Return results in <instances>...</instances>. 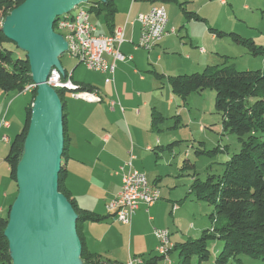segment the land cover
Segmentation results:
<instances>
[{"label":"crops","instance_id":"crops-1","mask_svg":"<svg viewBox=\"0 0 264 264\" xmlns=\"http://www.w3.org/2000/svg\"><path fill=\"white\" fill-rule=\"evenodd\" d=\"M219 1L221 5L227 4L226 0ZM212 3L211 0H114L117 13L111 23L107 22L105 14L90 13L91 22L99 35L109 36L116 29L125 28L126 42L121 46V51L132 57V60L117 63L110 84H106L107 74L88 69L91 75L82 74L75 80L80 61L71 70L75 84L95 88L103 99L101 103H91L96 104L94 106L76 99L71 106L66 105L70 142L62 164L66 169L65 185L78 206L105 217L100 222L85 223L82 227L86 248L93 254L120 264H128L133 258H142L146 264H157L160 260L150 263L152 257L158 254L159 242L154 235L156 229H168L173 246L193 240V234L200 232L194 231L193 224L191 230L183 229L184 222L191 220L190 206L184 199L192 198V182L184 184L180 179L184 177L181 163H173L172 157L166 158L163 144L157 139L159 135L156 132L160 129L158 125L156 129L153 127V113L160 114L163 117L160 124L164 123V107L159 104L162 96L155 92L160 80L156 74L168 78L169 83L170 77L199 73L208 66L218 64V50L209 49V54L208 47L219 42V37L216 31H211L216 29L205 22L206 15H202L203 10ZM159 5H163L167 11L168 34L152 53L163 46L165 51L180 52V57L166 52V58H171L173 62H169L170 67L165 69L167 71H153L156 82L150 79L151 76L142 75L140 70L152 72L148 67L152 53L138 47L142 25L137 19ZM175 37L180 41L177 42ZM212 50H217V53ZM106 58L112 61L111 57ZM158 58H161V54ZM26 93L29 92L0 90V116L9 123L8 127L0 128V216L3 217L18 195V186L11 178L7 158L15 137L25 125L26 108L31 103L27 101ZM68 97L71 98L66 95V100ZM111 100L119 103L114 110L110 106ZM152 100L154 103H151ZM3 137H8L9 141L4 142ZM131 156H134L133 167L144 173L151 185L160 189L161 199L151 208L141 205L131 224L123 225L108 211V206L121 190L119 169ZM171 165L175 167L171 168ZM166 167L170 174L163 171ZM171 176L175 178L169 181ZM165 181L166 184L172 183V187L163 188Z\"/></svg>","mask_w":264,"mask_h":264},{"label":"trees","instance_id":"trees-1","mask_svg":"<svg viewBox=\"0 0 264 264\" xmlns=\"http://www.w3.org/2000/svg\"><path fill=\"white\" fill-rule=\"evenodd\" d=\"M24 1L0 0V90L4 92L23 93L25 87L33 82L27 55L14 60L12 52L4 47L6 43L12 42L5 36L1 25L4 18ZM88 10L97 15L105 14L108 23H111L117 13L114 0H106L105 3L94 1L90 3ZM211 31H216L219 38L229 36L234 43L246 48L253 56L264 55V50L257 47L252 40L244 39L235 33ZM67 75L65 72V77ZM156 76L163 77L159 74ZM169 85L172 92L184 102L193 93L214 91L215 108L222 119L223 128L236 135L241 146L240 152L224 164L222 175L210 176L206 182L196 180L192 184L191 194L196 200L212 205L215 213L211 216L212 227L203 231L199 239L173 246V250L180 251V264H192L193 257L197 258V264H244L239 258L242 255L264 260V71H239L235 66L226 65L208 66L201 73L170 77ZM79 86L82 91H95V88L88 85ZM57 92L63 103V164L70 142L66 127L68 91ZM35 97L34 92L31 103L26 108L24 128L15 137L7 158L11 178L16 183L17 167L24 153ZM162 119L160 114L153 113L155 129ZM65 179L66 169L62 167L59 174V192L67 197L78 215L77 232L82 244L83 264H120L87 250L83 225L100 222L105 217L82 210L67 189ZM11 206L7 215L0 216V264H13L9 242L4 235ZM216 240L222 243L223 248L214 257L209 244ZM159 260L163 258L152 257L150 263Z\"/></svg>","mask_w":264,"mask_h":264},{"label":"water","instance_id":"water-1","mask_svg":"<svg viewBox=\"0 0 264 264\" xmlns=\"http://www.w3.org/2000/svg\"><path fill=\"white\" fill-rule=\"evenodd\" d=\"M85 3L90 0H25L2 25L5 36L27 55L37 86L17 167L18 195L4 232L13 264H83L78 215L59 192L65 141L63 103L47 80L53 68L65 75L60 58L68 44L54 31L55 23Z\"/></svg>","mask_w":264,"mask_h":264},{"label":"rangeland","instance_id":"rangeland-1","mask_svg":"<svg viewBox=\"0 0 264 264\" xmlns=\"http://www.w3.org/2000/svg\"><path fill=\"white\" fill-rule=\"evenodd\" d=\"M94 1L96 0H90V3ZM211 1H213V3L203 10L202 15H206L205 17H207V20L205 22H207L212 29H216L218 32L224 34L235 33L244 39L254 41L257 47L264 50V0H226V5H221L219 0ZM90 3H85L81 6L88 9ZM5 18L1 25L5 22ZM55 30L56 25L54 26V31ZM56 33L58 34V31ZM59 34L61 35L62 32H59ZM175 39L177 42L180 41L177 37H175ZM218 41L219 42L215 43L211 48L208 47V51H210L209 54H211V50L209 49L218 50L220 57L218 59V64L215 65L235 66L239 71H264V55L253 56L249 54L246 48L234 43L229 36H223L219 38ZM4 47L12 52L14 60L25 57V52L20 50L14 43H6ZM217 50H212V52L217 53ZM152 52L153 50L150 54ZM157 52H161V58H158L160 54ZM157 52L152 53L150 60L148 59L149 71L152 72H144L145 70L140 69L142 75L151 76L150 79L155 81L157 79L153 71H158L159 73H161V70L167 71L165 69L170 67L169 62H173L171 58H166V52L174 53L176 56L180 57V52L165 51L163 50V46L158 47ZM162 57L163 60H161ZM176 60L177 59H175V61ZM60 61L68 74H70L72 72L71 70L79 63L78 60L71 58L67 53L61 57ZM82 74L91 75L92 73L88 72L87 68L81 64L75 72V80L76 77ZM30 87L33 91H30ZM155 88V92L158 93V96H162L159 104L163 105L164 109L162 111L165 113L164 123L158 124L160 130L156 132V134L159 135L157 139H160L159 141L163 144L162 146L166 153V158L170 159L172 157L173 163H181L184 177L180 179L183 183L192 182V184H194L196 180L206 182L210 176L222 175L224 164L229 161L232 156L240 152L241 146L238 137L231 134L229 131H225L223 128L222 119L215 108V92L205 90L201 93H193L184 102L181 97L172 92L168 83V78L160 77L158 86ZM23 92H29L26 93V95L27 101L30 102L32 94L34 92L37 94V86L32 82L25 87ZM67 95L70 96L69 92H67ZM66 101L68 107L76 102L69 97ZM151 103H154V100H152ZM94 105L96 104H91L90 106ZM168 145H170L169 148H167ZM172 167L175 166L171 165V168ZM163 171L166 174H170L168 167L164 168ZM174 178V176H171L168 180L170 181ZM168 183L166 184L165 181L163 188H171L172 186L170 185L172 183ZM182 187L185 188L184 186ZM182 187H179V189L181 190ZM174 190L175 189H173V191ZM184 201H187L190 206L189 211L191 220L187 219L188 222H184L183 229L191 230L190 226L193 224L194 231L200 230V232L194 233L192 239H199L203 231L212 227L211 216L215 213V208L205 201L196 200L193 195L192 198H185ZM114 216L116 217V215ZM222 248L223 245L218 240L209 244V249L214 257L221 252ZM154 256L160 257L158 254ZM239 258L244 264H264L263 259H252L245 255ZM131 260L135 259L133 258ZM170 261L171 263H168L163 259L157 264H180L181 259L179 250H173L170 253ZM192 264H197L196 257H193ZM231 264L234 263L231 262Z\"/></svg>","mask_w":264,"mask_h":264},{"label":"built area","instance_id":"built-area-1","mask_svg":"<svg viewBox=\"0 0 264 264\" xmlns=\"http://www.w3.org/2000/svg\"><path fill=\"white\" fill-rule=\"evenodd\" d=\"M75 8L83 7L79 5ZM90 18L89 10L83 8V15H79L78 20L73 22L56 21V29L57 31H69V39H65L68 44L66 53L71 58L81 61V64L88 70L107 74L106 84H110L113 81L117 63L132 60L131 56H126L121 51V46L126 42L125 28H118L109 36L99 35ZM137 20L142 25L138 47L145 51H152L168 32L167 11L163 5L154 6L147 14L139 15ZM155 26H162L163 37L154 36ZM108 56L111 57V62L107 60ZM47 83L54 90L61 87V84H73V92H69L72 99L89 103L103 101L95 91H82L81 87L72 81V73L65 77L53 68ZM118 104L117 101L111 100V109L114 110ZM121 110L124 111L123 108ZM8 126L9 123L0 118V128ZM3 141L8 142V137H3ZM133 159L134 156H131L130 160L120 167L118 174L122 177V188L108 207L109 211L116 215V220L123 225L131 224L133 215L141 205L150 208L161 199L160 189L151 185L146 175L133 167ZM154 235L159 242L158 254L166 262L171 263L170 252L173 248L171 232L168 229H156ZM128 264H144V261L142 258H136Z\"/></svg>","mask_w":264,"mask_h":264},{"label":"bare ground","instance_id":"bare-ground-1","mask_svg":"<svg viewBox=\"0 0 264 264\" xmlns=\"http://www.w3.org/2000/svg\"><path fill=\"white\" fill-rule=\"evenodd\" d=\"M79 15H83V9L82 8H74L70 13H67V14H64L63 16L59 17L57 19V21H61V22H73V21H76L78 20V16ZM57 30V29H56ZM55 30V31H56ZM57 32V31H56ZM59 32H62V36L64 39H69V31H58V34ZM168 34V32L166 33V35ZM165 35V36H166ZM154 36L155 37H163V29H162V26H155V29H154ZM164 36V37H165ZM163 37V38H164ZM163 40V39H162ZM161 40V41H162ZM61 59V58H60ZM81 62V61H80ZM49 85V84H48ZM50 86V85H49ZM52 88V87H51ZM32 88L30 87V90ZM59 90H65L68 91V92H73V84H61V87H57L56 88V91H59ZM1 119H4L6 122H8L4 117L0 116ZM155 205V204H154ZM153 205V206H154ZM152 206V207H153ZM151 208V207H150Z\"/></svg>","mask_w":264,"mask_h":264}]
</instances>
